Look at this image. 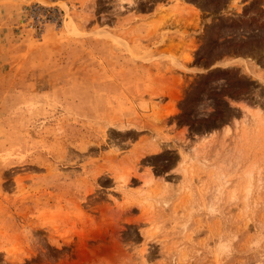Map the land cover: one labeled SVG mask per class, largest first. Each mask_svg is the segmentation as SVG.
I'll list each match as a JSON object with an SVG mask.
<instances>
[{
  "label": "rangeland",
  "instance_id": "rangeland-1",
  "mask_svg": "<svg viewBox=\"0 0 264 264\" xmlns=\"http://www.w3.org/2000/svg\"><path fill=\"white\" fill-rule=\"evenodd\" d=\"M3 6L0 264H264V0Z\"/></svg>",
  "mask_w": 264,
  "mask_h": 264
},
{
  "label": "built area",
  "instance_id": "built-area-1",
  "mask_svg": "<svg viewBox=\"0 0 264 264\" xmlns=\"http://www.w3.org/2000/svg\"><path fill=\"white\" fill-rule=\"evenodd\" d=\"M60 21V14L54 7L32 5L23 10V23L29 29L40 31L46 24H56Z\"/></svg>",
  "mask_w": 264,
  "mask_h": 264
},
{
  "label": "crops",
  "instance_id": "crops-1",
  "mask_svg": "<svg viewBox=\"0 0 264 264\" xmlns=\"http://www.w3.org/2000/svg\"><path fill=\"white\" fill-rule=\"evenodd\" d=\"M26 6V4L23 3V9L24 7ZM1 10V15H0V23H4L6 21H9L10 19H14V17H11V10L9 9H6L5 6L1 7L0 8ZM195 71H193V73H197V68H194Z\"/></svg>",
  "mask_w": 264,
  "mask_h": 264
}]
</instances>
